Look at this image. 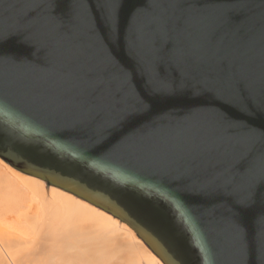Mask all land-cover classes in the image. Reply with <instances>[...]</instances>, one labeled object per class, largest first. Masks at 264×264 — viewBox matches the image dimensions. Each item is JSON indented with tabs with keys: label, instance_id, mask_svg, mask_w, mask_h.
Listing matches in <instances>:
<instances>
[{
	"label": "water",
	"instance_id": "95a60500",
	"mask_svg": "<svg viewBox=\"0 0 264 264\" xmlns=\"http://www.w3.org/2000/svg\"><path fill=\"white\" fill-rule=\"evenodd\" d=\"M0 55L6 162L166 264H264V0H0Z\"/></svg>",
	"mask_w": 264,
	"mask_h": 264
},
{
	"label": "bare ground",
	"instance_id": "6f19581e",
	"mask_svg": "<svg viewBox=\"0 0 264 264\" xmlns=\"http://www.w3.org/2000/svg\"><path fill=\"white\" fill-rule=\"evenodd\" d=\"M0 183L25 202L0 222V264H166L127 222L1 157Z\"/></svg>",
	"mask_w": 264,
	"mask_h": 264
},
{
	"label": "snow or ice",
	"instance_id": "6c2138e0",
	"mask_svg": "<svg viewBox=\"0 0 264 264\" xmlns=\"http://www.w3.org/2000/svg\"><path fill=\"white\" fill-rule=\"evenodd\" d=\"M3 61H4V57L0 55V62H3ZM164 87H166V85L159 80H152L147 85V88L152 91H155L157 89L164 88ZM217 101L220 103L222 107L224 105H231L235 107V104L232 98V92L230 89L222 90L221 94L217 96ZM221 115L225 121L229 120V117L227 116L226 113H221ZM262 166H264V162H262ZM252 195H254V191H252L251 194L246 196L244 199L238 200L235 203V205L231 209V212L234 218H238L240 213L245 210V208L248 206L249 201L251 200ZM177 207H179V205H177Z\"/></svg>",
	"mask_w": 264,
	"mask_h": 264
},
{
	"label": "rangeland",
	"instance_id": "374dc122",
	"mask_svg": "<svg viewBox=\"0 0 264 264\" xmlns=\"http://www.w3.org/2000/svg\"><path fill=\"white\" fill-rule=\"evenodd\" d=\"M0 187H1L0 188V222L2 221L5 222L6 217H7L6 221L8 220V222H11L13 220V216L16 215L17 213L16 211L21 210V208L22 209L25 208V202L21 195L18 196V194L15 195L11 191H9L10 188L9 190H7V188L5 190L4 185H2V183H0ZM48 188H51V187H48Z\"/></svg>",
	"mask_w": 264,
	"mask_h": 264
}]
</instances>
